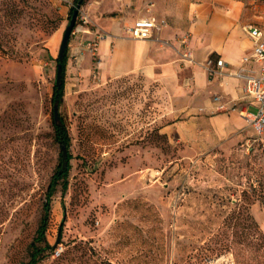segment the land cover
Listing matches in <instances>:
<instances>
[{
	"label": "rangeland",
	"instance_id": "1",
	"mask_svg": "<svg viewBox=\"0 0 264 264\" xmlns=\"http://www.w3.org/2000/svg\"><path fill=\"white\" fill-rule=\"evenodd\" d=\"M75 2L0 0V264H29L60 162L51 95ZM193 2L264 19V0H185ZM80 39L68 38L57 103L71 137L68 184L51 195L50 246L33 264H264V227L252 211L264 205V129L207 149L168 137L156 82L100 78L94 56L68 58ZM181 46L183 58L187 36Z\"/></svg>",
	"mask_w": 264,
	"mask_h": 264
},
{
	"label": "crops",
	"instance_id": "2",
	"mask_svg": "<svg viewBox=\"0 0 264 264\" xmlns=\"http://www.w3.org/2000/svg\"><path fill=\"white\" fill-rule=\"evenodd\" d=\"M82 9L89 26L103 36L92 53L85 40L93 34L84 33L68 58L94 56L102 79L136 74L155 81L168 117L160 131L168 137L207 149L255 133L237 111L216 110L213 100L214 94H220L242 105L246 102L242 98L245 79L259 70V62L242 60L253 44L242 24L252 21L239 7L211 2L186 5L185 0L175 4L173 0H86ZM149 13L159 22L152 35L131 36L128 27L133 20ZM258 21L254 23L264 25V19ZM185 36L192 61L181 57ZM252 209L264 227V205L252 203Z\"/></svg>",
	"mask_w": 264,
	"mask_h": 264
},
{
	"label": "built area",
	"instance_id": "3",
	"mask_svg": "<svg viewBox=\"0 0 264 264\" xmlns=\"http://www.w3.org/2000/svg\"><path fill=\"white\" fill-rule=\"evenodd\" d=\"M162 22V20H161ZM158 19L152 13L147 15H140L136 17L132 24L128 27L130 35L135 38H147L152 35L154 27L158 24ZM242 28L252 38V48L248 54L242 57L243 61L253 59L259 62V70L257 72L248 74L245 83L242 87L244 102L242 105L238 104L236 100H228L223 98L220 94H214V107L220 111H231L238 109L248 123H250L256 133H261L264 129V25L256 24L254 22H246L242 24ZM72 34H80L83 38L84 33H92L93 35L86 38L85 42L89 49H94L98 40L103 36L101 32L93 30L89 26L87 15L80 11L78 19L75 22ZM183 58L192 61L191 50L188 47L182 52ZM221 58L216 60L220 65ZM254 106L255 109H252ZM59 250H56V252Z\"/></svg>",
	"mask_w": 264,
	"mask_h": 264
},
{
	"label": "trees",
	"instance_id": "4",
	"mask_svg": "<svg viewBox=\"0 0 264 264\" xmlns=\"http://www.w3.org/2000/svg\"><path fill=\"white\" fill-rule=\"evenodd\" d=\"M75 1L76 2L70 7L69 10L70 12L77 5V0ZM66 58H67L66 48L60 59L56 56V61L61 63V70H60L59 82L56 83V81L54 80L53 83V89L51 95L52 103H59L62 100V95L64 90V71H65ZM52 121H53V137L55 141H57L59 145L64 144L68 150L71 142V137L67 130V126L65 124L64 119L59 115L58 118L56 119L53 117ZM69 159H70V153L68 152L66 166L64 167L61 166V163L59 162L56 165L48 181L45 191L43 213L36 230V235L34 236L32 242L30 243L29 264L35 263L40 257L42 250L50 246L46 240V235H45V230L47 228V224L49 220L50 199H51V195L54 193L59 183L61 184L62 192L65 191V189L67 188V184H68L67 177L70 167ZM37 240L44 241V244L43 245L37 244L36 243Z\"/></svg>",
	"mask_w": 264,
	"mask_h": 264
},
{
	"label": "water",
	"instance_id": "5",
	"mask_svg": "<svg viewBox=\"0 0 264 264\" xmlns=\"http://www.w3.org/2000/svg\"><path fill=\"white\" fill-rule=\"evenodd\" d=\"M81 1L82 0H77V5L72 9L71 13H70V16H69V21L68 23L66 24L64 30H63V33H62V36H61V40H60V43H59V46H58V50H57V57L60 59L62 57V54L67 46V43H68V38L71 34V30L75 24V20H76V16H77V13H78V10H79V6L81 4ZM60 70H61V63L60 62H57V65H56V77H55V81L56 83L59 82V79H60ZM53 117L56 119L58 118L59 114H58V104L57 103H54L53 104ZM60 149H61V158H60V163H61V166H66L67 164V148L64 144H61L60 145ZM59 239V231H58V236H57V240ZM56 240V241H57Z\"/></svg>",
	"mask_w": 264,
	"mask_h": 264
},
{
	"label": "bare ground",
	"instance_id": "6",
	"mask_svg": "<svg viewBox=\"0 0 264 264\" xmlns=\"http://www.w3.org/2000/svg\"><path fill=\"white\" fill-rule=\"evenodd\" d=\"M56 46H57L56 40L54 38L51 39V41H50V47H51V49H54Z\"/></svg>",
	"mask_w": 264,
	"mask_h": 264
}]
</instances>
